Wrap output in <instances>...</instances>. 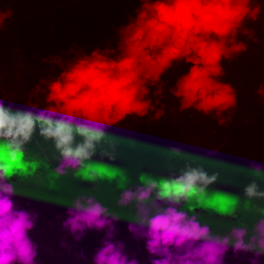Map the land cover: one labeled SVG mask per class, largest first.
Returning a JSON list of instances; mask_svg holds the SVG:
<instances>
[{"label":"clouds","instance_id":"obj_1","mask_svg":"<svg viewBox=\"0 0 264 264\" xmlns=\"http://www.w3.org/2000/svg\"><path fill=\"white\" fill-rule=\"evenodd\" d=\"M125 2H137L139 7L117 29L115 48L97 47L87 53L73 47L68 50L71 59L53 58L60 71L45 82V107H17L0 98V264H37L38 245L31 236L37 217L16 206V188L9 182L13 176L31 175L39 167L24 158L26 145L37 130L44 140L53 142L59 154L58 174L71 168L88 180L112 179L120 170L92 162V157L98 148L111 146L109 130L114 125L132 116L143 118L155 110L152 89L160 93L157 86L174 65H190L170 89L181 110L195 108L206 116H219L236 104L233 88L221 79L224 62L247 50L237 37L245 22L258 16L231 19L229 27L217 30L221 10L236 7L232 0ZM249 7L259 12L252 7V0ZM206 44L218 47L214 62L204 55ZM164 60L167 63L157 74L155 69ZM173 151L179 154L180 149ZM102 154L114 158L107 151ZM252 167L256 173L261 170L259 164ZM216 180L217 174L186 165L178 175L162 180L142 175L140 185L121 193L119 205L135 202L137 223L128 227L145 240L148 253L158 257L151 264H223L229 250L234 255L251 253V264H258L264 256V218L254 224L251 234L247 227H233L221 236L214 235L196 215L178 210L193 200L199 205L214 201L229 213L234 210V198L228 194L218 193L209 200L208 186ZM257 189L255 182L250 183L245 188L246 197H264ZM118 220L95 197L81 196L67 209L62 226L77 240L85 230L107 229L93 264H138L136 259H129L121 242H113V222Z\"/></svg>","mask_w":264,"mask_h":264},{"label":"trees","instance_id":"obj_2","mask_svg":"<svg viewBox=\"0 0 264 264\" xmlns=\"http://www.w3.org/2000/svg\"><path fill=\"white\" fill-rule=\"evenodd\" d=\"M5 1L7 4L4 3V0L0 2V9L4 7L7 9L8 7L9 9L11 7L19 8L27 5L22 10L30 8L31 12L28 17H32L39 23L42 18H38L37 12L33 10L35 7L36 9L41 8V3L50 0ZM91 1L93 5L90 11L76 7V9L73 8L74 14L70 10L71 0H64V3H67L64 5H61L63 3L57 4L58 2L50 4L48 7V9L51 7L48 11L50 12L49 21L44 20L45 22L38 25L47 33L48 38L44 41L47 44V49L46 47H43L45 50L42 49V43H36V45L25 43L22 46L23 51H25L23 58L27 60L26 64L32 62L36 64H33V68H36V75L32 77L35 79L27 81L24 86L25 93L29 92L30 94L25 96L28 100L27 104L22 101L23 106L38 105L41 108L46 106L45 97H41V92L47 90L45 82L54 79L60 71V68L53 62V58L59 56L71 59L68 50L73 47L90 53L88 44L93 45L94 49L97 47L115 48L117 29L126 24L129 17L134 15V10L139 7L137 2L127 3L125 0H111L110 3L108 0ZM232 3L236 7L221 10L220 18L215 25L217 30L229 27L231 19L243 15L258 16L255 20L246 21L244 30L237 37L238 41L248 46L247 50L224 62V75L221 79L233 88L236 97L235 106L219 116L216 114L206 116L196 111L195 108L181 110L180 101L173 96L170 89L173 88L176 78L186 72L190 65L183 63L174 65L170 71L164 74L161 84L157 86L161 89L160 93L156 94V88L152 89L150 98L155 105V110L150 111L143 118L132 116L114 125L115 127L113 126L109 130L113 138L111 146L105 144L103 148H98L92 157V162L105 163L112 168L119 169V174L112 179L99 178L95 181L82 177L79 170L76 172L77 177L71 181L69 180L70 177L65 174L64 178L70 181L67 182V186L73 195L77 194L78 197L89 196L92 193L91 188H94L93 195L100 194L97 201L108 208L110 213L119 217L116 222L127 219V226L128 222L134 219L129 213L136 209L135 202L121 206L118 201L123 191L129 188L134 190L136 186L141 184L140 179L132 177L137 175L139 170L132 166L129 161L133 162L134 159L141 161L144 157L149 158V162H144L147 169L141 172V176H151L158 180L162 178L165 171L164 161L159 160L160 154L173 157L168 164L174 163L178 168L176 175L186 165L203 167L209 175L217 174V180L207 189L210 201L218 193L230 195L234 198V202L237 199L245 201L249 199L245 195V188L252 182L257 184L258 191L264 192V50H259L260 45L257 44V57L253 49L250 48V45L254 46L255 42H261L263 38L257 40L248 34L259 20L260 22L264 21V10L261 8L264 5V0H252V7L258 8L259 12L249 7L251 0H232ZM85 5H83L84 8ZM5 30L0 29V33ZM69 35H77V37H70L74 45L70 48H63L62 42H65ZM218 54L217 46L204 45V55L210 63L215 61ZM166 63L167 60L162 61L155 72L157 74L162 72ZM2 70L4 69L0 67V71ZM39 72L40 74L42 72V77H40ZM2 79L0 85L3 87L6 85V80ZM43 87L46 88L42 89ZM0 98H2L1 90ZM38 99L39 101H37ZM124 106L128 107L127 104ZM136 107H140V105H136ZM155 121L156 127L151 125ZM129 125L132 128L138 127L136 131L134 130L136 133L132 138L119 135V133L125 135L123 131ZM153 128L157 129L154 130ZM113 147L118 150V160L115 164L110 159L101 156L104 150L107 148L111 150ZM174 148L180 149L179 154L173 152ZM98 153H100L99 159L97 158ZM24 158L28 161L37 162L39 167L31 175H16L11 177L9 182L16 188L17 195L13 197L16 206L27 209L37 217L36 226L31 233L32 238L35 242L38 238H45V241L49 239L55 241V237L60 232H64L69 237L67 238L68 242H72L74 236L63 228L62 223L67 217V209L74 203L73 196L66 200L63 187H57L56 184L46 178L44 179L43 176V173L48 172L58 174L56 168L59 165L60 157L53 142L44 140L37 130L32 141L26 145ZM253 163L261 165L259 173L255 172L252 167ZM71 170L73 169H66V171ZM53 175L55 176V174ZM114 179L118 180L119 184L112 187L109 183ZM22 198L25 200L23 201ZM44 203L46 204L44 205ZM36 204L41 205L34 206ZM190 207L194 211H189ZM231 207L233 208V205ZM178 210L188 212L189 216L196 215L199 222L207 224L214 235L219 234L221 236L228 234L233 227H247L249 234H251L254 224L259 219L264 218L261 215H256V219H254L253 212L248 211L241 217L232 219L233 210L229 213L214 201L206 205H199L193 200L191 204H182ZM123 229L121 224L116 226L112 239L113 242H120L125 239L122 243L128 241L134 246V249L128 252L131 255L129 259H136L138 264H151L152 259L158 258L152 257L148 253L145 246L146 242L142 245H136V242H132L133 235L129 238L125 237L122 233ZM56 230L59 234L54 235ZM106 232V229L101 231L85 230L81 235L80 244L89 243V233L105 239ZM141 241L145 240L142 238ZM101 242L92 246L94 252L101 246ZM89 246L91 245H86L85 249ZM224 258H226L225 264H251L254 259L251 253L234 255L231 250ZM36 260L37 264H47L39 251V246ZM258 264H264V256L259 258Z\"/></svg>","mask_w":264,"mask_h":264},{"label":"rangeland","instance_id":"obj_3","mask_svg":"<svg viewBox=\"0 0 264 264\" xmlns=\"http://www.w3.org/2000/svg\"><path fill=\"white\" fill-rule=\"evenodd\" d=\"M1 1L2 0H0V2ZM110 1L111 0H108L109 3ZM56 2H58L57 4L63 3L61 5L67 4V3H64V0H53V1L50 0L48 2L41 3L40 4L41 8L36 9L35 7V10L33 11L37 12L38 18H42V20H40L39 23H37L35 19L33 20L32 17H28L30 15L29 13L31 12L30 8H27L26 10H22L23 7H26L27 5H23V7H19V8L11 7L10 9L7 6L9 10L5 7L0 9V19H3V25H4L2 29H6L5 31H1L0 33V67L4 69L0 71V76H2L4 80H6V85L3 87L2 85H0V90L2 91V99L12 102L17 107H23V105L21 104L22 101L23 103H26V104L28 103V100L25 98V96L30 93L29 92L25 93L24 86L25 84H27V81L29 82V80H34L35 78H32V77L36 75L35 74L36 68H33V64H35V62L28 63L29 66L28 64H26L27 60H24L23 58L25 51H23L24 49L22 46L25 43H27V45H36V43H42V49H44L43 47H46L47 49V44L44 43V41L48 38L47 33L44 31V29L38 27V25L41 24V22L49 21L48 19H49L50 12L48 11L49 9H51V7L49 9L48 7L50 4H55ZM4 3L7 4V1L4 0ZM86 3L87 5H85ZM83 5H85L86 7L84 8ZM92 5L93 3L91 0H71L70 10H72L71 12L72 14H74L73 8L76 9V7H81L83 8V10L90 11ZM261 8L264 10V5L261 6ZM250 30L251 31L248 32L250 37H254L257 40H260V38H263L261 42L256 40L257 42L254 43L255 47L253 45H250V48L253 49V51L256 54L258 49L261 51L264 50V21L260 22L259 20L258 23L255 24V26ZM70 37L72 38L77 37V35H72V36L69 35L67 37L68 39H65V42L64 41L62 42V45H64L63 48L64 47L70 48L71 46L74 45ZM117 40H118V37L116 39V43H117ZM257 44L260 45L258 49L256 47L258 46ZM93 49H94V46L88 44V51L90 53ZM256 55L258 57V54ZM31 74H34V75H31ZM41 74L39 72L40 77H42ZM2 78H0V81L3 80ZM45 88L46 87H43L42 89H45ZM19 93L20 95H18ZM45 96H46V91H42L41 97H45ZM37 101H39V99ZM151 125L156 127L155 126L156 121L153 124L151 123ZM129 126L123 131L125 135L123 133H119V135L123 137L129 136L130 138H132V136L136 133L135 132L137 130L136 128L138 127L132 128V126L130 127ZM153 129L155 130L157 128H153ZM113 130L115 129L113 128ZM108 148L104 151H107L112 157H114L113 159H110V160L112 161L113 164H115L118 160L117 159L118 150L115 147H113L111 150H108ZM99 155L100 153L97 154L98 159H99ZM101 156L103 158L104 157L108 158L107 155H101ZM172 158L173 157H169L167 154H160L159 160L162 159L164 161L165 168L164 167L163 168L165 169V171L162 174V178L158 180L169 178L177 174L178 168L175 166V164L174 163L168 164V162H170ZM129 162L131 163L132 166H134L135 168L139 170L137 175H134L132 177L136 179H140L141 172L147 169L146 168L147 166L144 165V162H149V158L146 159L144 157L141 161L134 159L133 162L131 161ZM76 172L77 170L66 171L64 174H56L53 172H48L46 174L43 173V176H44V179L46 178L47 180H50L52 183L56 184L57 187H63L64 193L67 197L66 200H68V197L73 196L72 199L75 201V199H77L78 196L77 194L73 195L72 191H69V186H67V182H70L71 180L77 177ZM53 174H55V176ZM65 174L70 177L69 179L70 181L64 178ZM124 180L126 181V178H124ZM117 184H119V182L116 179L110 181L109 183V185L112 187ZM91 191L92 193L89 196L95 197V199L98 200L100 194H97L94 196L93 193L95 189L91 188ZM22 200L24 201L25 199L22 198ZM45 204L46 203H44V205ZM39 205L36 204L34 206H39ZM233 209L234 210L232 211V214H233L232 219L237 218L239 216L241 217L243 214L247 213L248 211L253 212L254 219H256V215H261L262 217H264L263 216L264 215V197L251 198L245 201L241 199H237L234 202ZM129 215L133 216L134 219L128 222L127 226H126L127 219H125L126 221L114 222V229L116 226L121 224L124 227V229L122 230V233H124L123 235L127 238L133 235L132 242H136V245H142L145 241H141L142 238L139 236V234L133 233L132 231L129 230V227H128L129 224L137 223L136 209L134 211H131ZM247 225L249 224L247 223ZM56 227L58 228L57 224H56ZM91 230H94V229H91ZM56 234H59L57 230L54 232V235ZM77 235H80V234H77ZM67 238L69 237L65 235L64 232H60V234L57 235V237H55L54 239L55 241H53L52 239L45 241V238L37 239L36 242L39 246V251L44 257V259L46 260L47 264H60V263L61 264H67V263L68 264H93V256L95 252L92 246L104 240L103 237L97 236L96 234L93 235L90 233L88 237L89 243L85 242L84 244L82 242L83 245L80 244V241L82 240L81 236L79 240H77L74 236V239L72 242H68ZM123 240H121L120 242L122 243ZM88 244L91 246L85 249L86 245ZM122 244L124 245L125 253L128 255V257L131 256L128 252H131L134 249V246H132L128 241ZM90 249L93 250V252H91ZM225 261H226V258H224L223 264H225Z\"/></svg>","mask_w":264,"mask_h":264}]
</instances>
